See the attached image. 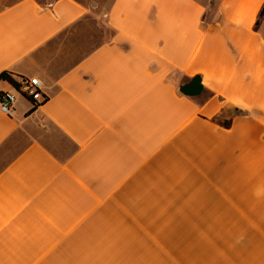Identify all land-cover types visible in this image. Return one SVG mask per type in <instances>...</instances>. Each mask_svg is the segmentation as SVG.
<instances>
[{
    "label": "crops",
    "instance_id": "1",
    "mask_svg": "<svg viewBox=\"0 0 264 264\" xmlns=\"http://www.w3.org/2000/svg\"><path fill=\"white\" fill-rule=\"evenodd\" d=\"M263 8L114 0L72 50L77 0L0 9V75L46 99L0 112V264H264Z\"/></svg>",
    "mask_w": 264,
    "mask_h": 264
},
{
    "label": "rangeland",
    "instance_id": "2",
    "mask_svg": "<svg viewBox=\"0 0 264 264\" xmlns=\"http://www.w3.org/2000/svg\"><path fill=\"white\" fill-rule=\"evenodd\" d=\"M20 1L22 0H0V9L9 7ZM36 1L42 5H45L55 0H36ZM77 1L83 4L84 6H86L90 11V21L84 26L85 32L83 38L80 40L77 38L74 41V44L70 45V50L75 49V46H78V44L83 45L84 42H86L87 36L91 38V42L94 39L99 40L103 36L101 29L98 28L97 25L103 21L105 14L107 13L108 9L111 7L114 0H77ZM213 1L214 0H210L211 3ZM107 35H109V32L107 33Z\"/></svg>",
    "mask_w": 264,
    "mask_h": 264
},
{
    "label": "built area",
    "instance_id": "3",
    "mask_svg": "<svg viewBox=\"0 0 264 264\" xmlns=\"http://www.w3.org/2000/svg\"><path fill=\"white\" fill-rule=\"evenodd\" d=\"M18 98L28 102L42 103L46 99L43 94V83L36 77H25L17 81L13 92L0 94V112L11 116L14 114Z\"/></svg>",
    "mask_w": 264,
    "mask_h": 264
},
{
    "label": "trees",
    "instance_id": "4",
    "mask_svg": "<svg viewBox=\"0 0 264 264\" xmlns=\"http://www.w3.org/2000/svg\"><path fill=\"white\" fill-rule=\"evenodd\" d=\"M262 14H264V8L262 10ZM0 80L6 81L9 84H11L12 86L17 87V81L14 79L13 75L10 73H2L0 75ZM37 107H38V105L34 104V108L31 112H33ZM231 109H232V114L229 118H228V116H225L222 113L220 116L213 119L212 123L216 124L217 126L221 127L222 129H225V130L230 129L231 123H232V118L234 116L241 114V111L238 110L237 108H231Z\"/></svg>",
    "mask_w": 264,
    "mask_h": 264
},
{
    "label": "water",
    "instance_id": "5",
    "mask_svg": "<svg viewBox=\"0 0 264 264\" xmlns=\"http://www.w3.org/2000/svg\"><path fill=\"white\" fill-rule=\"evenodd\" d=\"M179 91L184 96H187L190 98L201 96L204 93V86L202 84V78L200 76H196L192 78L189 83L181 85L179 87Z\"/></svg>",
    "mask_w": 264,
    "mask_h": 264
}]
</instances>
